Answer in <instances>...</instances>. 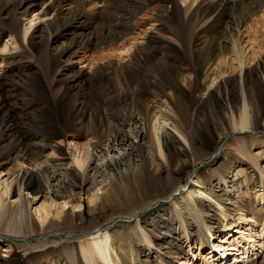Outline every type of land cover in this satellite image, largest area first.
Masks as SVG:
<instances>
[{
	"label": "rangeland",
	"instance_id": "1",
	"mask_svg": "<svg viewBox=\"0 0 264 264\" xmlns=\"http://www.w3.org/2000/svg\"><path fill=\"white\" fill-rule=\"evenodd\" d=\"M49 1L36 0L27 7L28 4L20 5L19 0H0V147H3L0 153L25 147L41 151L45 140L58 132H66L63 154L57 152L55 144L51 147L47 143L46 150L41 152L40 164L44 162L46 165L42 176L57 181V178L62 179L60 172L67 171L75 176L73 178L65 172L72 182L89 186L88 181L77 177L78 170L72 162L68 144L107 146L117 133L114 129L128 128L125 123H130V113L137 111L142 114L147 130L146 141L137 139L140 147L137 152L146 156L145 153L155 151L157 145L151 128L156 114H151V106L145 105L154 104L152 94L169 91L179 84L182 87L175 96L177 109L169 112L170 117L164 116L166 123H170L165 128L173 131V125H181L190 134L192 145L185 146L182 140L169 142L171 149L168 162L161 170V178L144 176L142 185L135 186L134 190L120 184L119 195L111 193L110 198L108 194L104 198L105 194H102L98 204H92L84 194L83 218L74 219L71 224L50 228L42 234H16L0 229V264L13 258H18L20 264H85L71 254L51 250L42 252L38 246L44 240L53 243L67 239L68 235L90 237L106 231L113 233L119 246L128 248L133 244L140 257L139 264H161L157 258H146L145 245L136 238L126 221L137 213L147 223L157 215L166 218L171 195L187 186L197 169L201 171L205 188L219 194L218 198L225 204L230 202V196L234 197L242 208L234 213L239 216L241 211L246 212L251 218L249 226H256L255 238L251 242L254 247L246 250L249 257L238 264H264V248L259 249L260 243L264 242V179L259 173L260 169L264 170V113L259 117L256 114V121L254 117L251 120L256 139L252 154L258 155V161L254 162L245 159L239 150L237 152L236 140L245 135L232 134V122L225 116L226 100L237 105L240 99L235 77L228 87L219 83L213 89L216 95L212 102L196 103L197 95L212 85L215 77L220 79V75H231L236 70L231 62L219 64L224 57H230L232 50L217 57L210 49L213 41L219 44L231 37L229 31L236 22L241 23V44L251 50L250 57L254 58L247 63L250 70L247 90L255 98L264 99V0H60L57 15L44 17L41 8ZM14 14L19 27L11 21ZM34 15L41 17L35 18ZM33 18L34 25L29 27ZM27 28L30 29L25 37ZM127 50L134 52L131 74L124 71L126 81L135 86L129 101L133 109L113 95L117 87L124 90L121 96L130 95L116 69L118 54ZM195 63L201 70L198 80L192 74ZM220 71L223 72L219 74ZM179 72L189 75L191 80L180 77ZM238 117L239 112L235 118ZM219 153L220 159L213 163ZM243 157L245 160L241 161L239 158ZM123 164L118 162L111 168L118 171ZM11 166L0 165V173L3 171L0 183L4 182V174L11 170ZM221 167L222 172L215 170ZM221 174L227 179L229 188L234 189L231 194L222 186ZM34 178L35 189L42 192L34 194L36 197L31 194L34 200L32 210L46 205L49 197L43 189L41 175ZM235 178L237 180L233 181ZM147 203L151 204L150 211L144 207ZM227 205L236 209L230 203ZM157 219V225L162 227V220ZM221 220L212 223L215 226L212 232L217 231L220 236L215 242L226 247L227 233L230 232L237 238L231 261H226L231 264L235 256L240 255L241 250L238 252L237 249H243L246 240L236 234L237 228L228 231L227 221ZM194 227L191 228L193 232ZM152 233L156 234V231ZM155 234L152 236L157 244L160 241V249H163L160 253L164 255L163 251L173 242L169 237L158 239ZM190 244H183V254L176 256L173 264H209L215 258H219L217 261L222 258L216 248L211 249L215 257L210 258L207 243L202 245L199 241L195 245L190 238ZM151 249L157 250L156 244L153 243ZM127 262L131 264L128 257Z\"/></svg>",
	"mask_w": 264,
	"mask_h": 264
},
{
	"label": "bare ground",
	"instance_id": "2",
	"mask_svg": "<svg viewBox=\"0 0 264 264\" xmlns=\"http://www.w3.org/2000/svg\"><path fill=\"white\" fill-rule=\"evenodd\" d=\"M220 1L223 2L230 0ZM19 2L20 5L28 4L27 7H29L30 5H33L36 0H19ZM59 4L60 0H50L43 6V8H41L42 15L44 17L57 15V7ZM15 15L16 14L11 18V21H13L16 27H19L20 23ZM36 17L37 16H35V18ZM38 17H41V15ZM35 18L30 20L31 26L29 27L34 25ZM240 26L241 23L239 22V24H237L236 22L229 31L231 37L224 38L225 40L220 41L219 44H217V41L215 40L210 47L217 57L219 54H224L225 51L232 50L230 57H224L219 64L228 65L231 62L236 66V70L232 72L231 75H220V79L218 76L215 77L212 85L207 88L204 87L206 89L197 95L199 101L197 99L196 103L200 105V103L212 102L216 95V93L213 92V89L217 88L219 83L228 87L229 83L232 81L231 79L235 77L234 79L237 80L239 86L238 96L240 99L237 105L234 104L235 106L230 100H226L224 109L227 114L225 116L232 122V134H238L237 136L245 135L238 137L236 140L238 142L237 152L239 150L242 155L245 156V159L249 158L255 162L258 161V155L252 154V148L256 142H254L255 127L252 126L251 120L253 121L256 114L258 117L263 115L264 99H260V97L255 98L252 93L247 90V74L250 71L247 63L253 57H250L251 50L244 48L241 44L243 34L240 30ZM29 29H25V37L28 34ZM25 39L26 38H24V40ZM128 52L129 50L118 54V64L116 69L119 70L122 79L121 82L127 89L126 92L128 91L130 95L127 96L125 94L121 96L123 93L122 91L124 90H121L120 87H117L113 95L115 98L120 99L133 109V104L129 101L131 100L130 97L135 92V86L126 81L127 75H125L124 71H127V74H131L133 69L132 59L134 57V52ZM122 59H125L123 60L124 62H120ZM196 64L197 63L192 67V74L193 77H195V80H198L201 76V70L198 69ZM225 68L227 67L225 66L223 70ZM221 72L223 71L218 73L220 74ZM179 73L181 74V76L179 75L180 77H183L184 79L189 78L191 80L189 75L185 73L183 74V72ZM180 87H182L181 84L177 87H171L172 89L169 91H163L160 92V94L155 95L152 94V97L154 98V100H151L154 103L152 105L144 102L149 101V99H145L146 97L143 98L145 99L143 101L144 104L146 103L145 106H151L150 108H152V111L149 112H151V114H156L153 116L154 120L151 123V128L153 129L157 149L154 151L148 148L150 151L148 150L149 152L145 153L146 156L140 155L137 152L138 148H140L137 145V142H143L147 139L146 123H144L142 114L137 111L130 113V123H125L128 128L125 127L120 130L114 129V133L115 131L117 133L114 135V139L111 140V142L109 141L107 146L100 147L95 143H88L86 145L87 147H81L74 143L68 144L69 148H71L72 162L78 170L76 173L77 177H82L83 180L88 181L87 183L89 186L86 185L87 187L80 185L79 181L72 182L68 179V176H65V172L68 175L72 174L67 171L60 172V177L62 179L57 178V181L50 179V177L45 178L42 176V172L46 169V165L43 164L44 162L40 164L41 152H43L44 149L46 150L47 144L51 147L53 146L52 144H55L56 148H58L57 152L63 154L66 151L63 147L67 142V136L65 135L66 132H58L50 137L51 139L48 138L45 140V142H43L44 147H41V151H34L33 149H30L31 147H25L15 149L10 148L8 149L10 151L6 150L8 151L6 154L0 153V165H12L11 170L4 174L6 176V178L2 180L4 182L0 183V229L5 232H13L16 234L22 232L25 234H42L50 228H59L64 224H71L74 219H82V212L84 210L82 199L84 194L88 196L92 204H98L102 194H105V196H103L104 198L107 194L109 195L108 198H110L111 193L115 196L119 195L122 188L121 185L123 188L134 190L135 186L138 187V185H142L144 176H146V178H161V170L163 166L166 165V162H168V152L171 149L169 142L182 140V143H184L185 146L192 145L190 141L191 136L189 137L190 134L182 129L181 125H176L175 127L173 125L172 127L175 129L173 130L174 132L165 128L168 123H166L164 116L170 117L169 115H171V113L169 112H174L173 109H177L175 106V104H177L175 96L178 93V90L180 91ZM262 95H264V93ZM237 112H239L238 119L235 118ZM257 118L254 120L256 121ZM168 125H170V123ZM0 148L3 149L2 146ZM216 149L218 151L219 147L217 146ZM221 153L215 155L214 160L212 161L213 163L218 162ZM239 159L241 161L245 160L244 157ZM118 162H123L125 164H123L118 171H114L111 167ZM220 166H222V164ZM215 170L222 172L223 169L221 167ZM1 173H3V171H1ZM200 173L201 171L198 169L195 170L193 173L194 178H191V182L187 183V186H184L180 190L176 189L177 193L171 195L170 204L167 205V207H170V210L169 213H166L168 215L166 218L157 215L150 223H147V220L144 221V218L137 213L133 216V219H128V221H126V225L133 228L136 238H138L139 241H142L143 245H145L143 246V252L146 254L148 260L151 258H157V261L161 264H173L176 256L183 254V244L188 243V245L191 246V238L192 244L195 245L199 243V241L202 245L207 243L211 254L210 258L215 257V255H212L214 253V250H211L212 248H216L220 252L219 257H222L220 261H217L219 258H215V260L211 261L209 264H217L219 262H222L221 264H228V262L231 261V254H234L232 250L236 249L235 245L237 238H235V235L230 232L227 233L228 238L226 241H228V245L226 247L225 245H220L215 242L220 236H217V231L214 233L212 232L215 227L212 223H219L221 219L222 222L223 220L225 222L227 221L226 227L228 228V231H233V227H235L237 228L235 230L236 234L238 233L242 239L246 240V245H243V249H237L238 252L240 250L242 252L240 251V255L235 256L234 261L231 264L241 263L249 257L246 250H248L250 246L254 247V243L251 242L255 238L253 234L254 230H256V226H249L251 218L246 215V212L241 211L239 216L234 213L242 210L240 205L236 203L235 199H233L234 197H229V203L236 207L235 210H232L230 206L227 205L229 203L225 204L223 199H220V197L218 198L219 194L212 193L205 188V183L201 180ZM259 173L264 177L263 169H260ZM38 175H41L42 179H44L43 184H41L46 191L45 194L49 196L48 203L46 202V205L43 204L42 207L32 210L31 205L34 200L31 199V194L34 195L42 192L41 190L35 189L36 180L34 177ZM236 176H238V174ZM72 177L75 178L74 175H72ZM263 177L261 178L264 179ZM221 179L224 181L221 183L223 184L222 186L224 189L228 190L229 194H231L234 189L229 188L230 185H228V181L223 174H221ZM235 180H237V178L233 181ZM121 181H124L125 183H121ZM41 184L39 185L42 186ZM68 184L72 185L68 186ZM237 191H239V189ZM261 199H263V196ZM150 206L151 204L149 203L144 205L147 209L150 208L149 211L151 210ZM210 212L213 214H210ZM148 213L149 212L146 214ZM158 217H160L163 222L162 227L157 225L159 223L155 219ZM192 226H195L194 232L191 230ZM152 231H156V234H151ZM168 232L170 235L167 236ZM112 234L109 231H106L92 234L90 237H73L68 235L67 239L59 240V242L50 243V240H44L38 248H40L42 252L51 250L71 254L75 259H82L85 264H101V262H105V264H130L127 262V257L131 264H139L140 257L133 244L128 248L119 246L115 242V236ZM153 234H155L158 239L171 238L173 245H169L168 249L163 251L164 255L160 253L163 250L160 249V241L159 244H157L152 236ZM184 238L185 242L182 243ZM153 243L156 244L157 250L151 249ZM261 248H264V242L260 243L259 249ZM10 250L11 249H9V251ZM32 253H34L33 250ZM240 257H243V259ZM17 259L18 258H13V260L7 259L3 264H20Z\"/></svg>",
	"mask_w": 264,
	"mask_h": 264
}]
</instances>
